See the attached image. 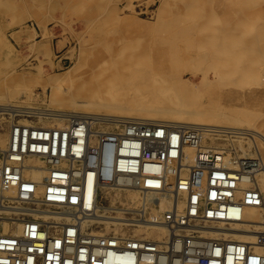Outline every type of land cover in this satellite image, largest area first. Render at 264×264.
<instances>
[{
  "label": "built area",
  "instance_id": "2783aa9c",
  "mask_svg": "<svg viewBox=\"0 0 264 264\" xmlns=\"http://www.w3.org/2000/svg\"><path fill=\"white\" fill-rule=\"evenodd\" d=\"M56 114L0 105V264H264L245 135Z\"/></svg>",
  "mask_w": 264,
  "mask_h": 264
},
{
  "label": "rangeland",
  "instance_id": "374dc122",
  "mask_svg": "<svg viewBox=\"0 0 264 264\" xmlns=\"http://www.w3.org/2000/svg\"><path fill=\"white\" fill-rule=\"evenodd\" d=\"M127 66L195 84L199 74L214 81L233 71L231 78L244 82L207 85L199 99L220 97L217 102L231 107L239 100L254 112L246 120L264 131V0H0V96L9 103L73 111L59 104L66 95L52 101L57 84L49 78H63L77 67L79 79L68 85L72 93L90 89V76L110 82ZM243 141L248 148L249 139Z\"/></svg>",
  "mask_w": 264,
  "mask_h": 264
},
{
  "label": "bare ground",
  "instance_id": "6f19581e",
  "mask_svg": "<svg viewBox=\"0 0 264 264\" xmlns=\"http://www.w3.org/2000/svg\"><path fill=\"white\" fill-rule=\"evenodd\" d=\"M176 33L178 34V32ZM160 40H164V39H160ZM165 41H167V39ZM123 53L126 54L125 52ZM127 53L129 54V52ZM223 53L225 52L223 51ZM132 56L134 55H131V58H133ZM126 58H129V57H126ZM131 58L130 60H132ZM178 58L181 59V57H178ZM169 66H172V65L170 64ZM159 69L160 68H158V70ZM171 72L173 71H170V73ZM229 72L233 73V71H229ZM229 72L228 74H226L228 76L226 77L224 76L225 78L220 79V80H214V81L208 79L207 73L206 75L199 74L200 81L199 83L195 84L189 79H185L183 77H180V78L176 77L178 79L175 78L176 79L175 80L173 79L174 77H172L173 73L171 76H167L165 73L167 77H164L161 75L158 76L156 74L153 75L152 73L146 72L145 70H142L140 68H135L134 66H127L125 67V70L118 72L116 76L112 78L110 82L108 80L105 81L107 84L105 82H101L100 80L98 81V79L95 80L93 79V77L90 76V79L88 78L91 84L90 89L88 88V89L83 90L80 88H76L72 93H68L67 91L69 90V87L71 86L70 85L68 87V85L69 84L73 85V83L79 79V75H80V73L78 75V68L73 67L66 73L65 76H63V78L55 79V80L49 78L48 81L51 80L57 84L56 90L52 94V101L53 102L55 101L54 99L57 97V95H66L64 102L58 101L59 104H63V103H67V105L70 104L74 108V110L73 111L59 110L58 113L56 111H53L57 113L56 116L58 117V120L62 121V123L59 125H55V126H50V125H45V126L43 125V126L48 127V128H61L64 125V122L62 119H68V118L89 117L93 119H101V118L108 117V118H114V119L129 118V119L144 120V121L155 123V124H171V125H179V126H211V127L221 128V129L233 130V131L239 132V134L241 135L248 136L247 138L249 139V147L244 148L243 145L240 146V149L242 152L241 156L249 157V158L258 156L255 158L258 159L261 163L260 169H259V173H260L259 185L261 186L262 189H264V162H263L264 161V131L260 130L259 129L260 127L256 128L254 125H252V123L249 122L250 120H252L251 115L254 114V112L251 113L249 109L245 110V107H244L245 104L239 103V100H238V104H233L231 107V105L227 106L228 104L227 102H220V103L217 102L220 97L219 98L217 97L218 98L217 100H214L210 97H208L207 100L199 99V94H201L203 87L207 85H211V84L217 85L220 83L228 84V83L235 82V81L236 82L242 81V79L238 80L239 78L236 80H233L230 76L231 73ZM170 73H168V75ZM176 74L177 73H175L174 71V75ZM225 90L226 89H224V91ZM229 90H232V88ZM233 90H235L236 92V89L233 88ZM244 90L245 91L247 90L248 92L251 91L250 89H246L245 87H244ZM237 91H240V90H237ZM228 93H231V92H228ZM243 96H244V92H243ZM80 97L85 98V99L77 101V99ZM229 97L231 98V96ZM5 98H6V95L0 96V104L9 103V100ZM222 98L220 100H222ZM242 99L244 100V97ZM235 100H237V98ZM235 102L237 103V101ZM246 117H248L247 119L250 118L249 121L246 120ZM4 139L5 138L1 137L2 142L5 141ZM251 149L254 150L253 153L251 152ZM188 155L191 156V152H189ZM262 214L263 213L261 210L247 208L245 212V219L246 221L260 222L262 219ZM243 239H246V238H243ZM258 251L260 253H264V249L262 248L258 249Z\"/></svg>",
  "mask_w": 264,
  "mask_h": 264
}]
</instances>
